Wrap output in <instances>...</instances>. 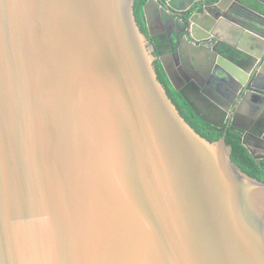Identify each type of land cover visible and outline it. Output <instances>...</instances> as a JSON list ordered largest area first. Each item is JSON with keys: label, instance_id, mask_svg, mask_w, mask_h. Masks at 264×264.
<instances>
[{"label": "water", "instance_id": "95a60500", "mask_svg": "<svg viewBox=\"0 0 264 264\" xmlns=\"http://www.w3.org/2000/svg\"><path fill=\"white\" fill-rule=\"evenodd\" d=\"M135 1L0 0V264H264V182L173 104Z\"/></svg>", "mask_w": 264, "mask_h": 264}, {"label": "flooded vegetation", "instance_id": "af4514ba", "mask_svg": "<svg viewBox=\"0 0 264 264\" xmlns=\"http://www.w3.org/2000/svg\"><path fill=\"white\" fill-rule=\"evenodd\" d=\"M243 9H264V0H136L134 15L158 80L188 124L226 139L248 134L256 160L264 161V72L254 81L242 55L257 62L264 47L252 37L264 46V33Z\"/></svg>", "mask_w": 264, "mask_h": 264}, {"label": "trees", "instance_id": "16d2710c", "mask_svg": "<svg viewBox=\"0 0 264 264\" xmlns=\"http://www.w3.org/2000/svg\"><path fill=\"white\" fill-rule=\"evenodd\" d=\"M198 133L207 140L214 142L222 138L223 132L215 130L212 133L208 131H199ZM227 144L232 147V160L235 162L246 174L264 182V161L254 159L246 147L242 144L240 136L231 135L229 133L226 139Z\"/></svg>", "mask_w": 264, "mask_h": 264}]
</instances>
